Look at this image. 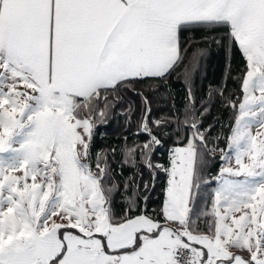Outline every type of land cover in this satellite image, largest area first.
<instances>
[{
    "label": "snow or ice",
    "instance_id": "1",
    "mask_svg": "<svg viewBox=\"0 0 264 264\" xmlns=\"http://www.w3.org/2000/svg\"><path fill=\"white\" fill-rule=\"evenodd\" d=\"M0 264H264V0H0Z\"/></svg>",
    "mask_w": 264,
    "mask_h": 264
},
{
    "label": "trees",
    "instance_id": "2",
    "mask_svg": "<svg viewBox=\"0 0 264 264\" xmlns=\"http://www.w3.org/2000/svg\"><path fill=\"white\" fill-rule=\"evenodd\" d=\"M218 72H219V69L215 66H209L208 68V76L209 78H212L214 75L216 76V78H218ZM103 130V129H102ZM114 143V141H112L111 139L107 140V141H104L102 143Z\"/></svg>",
    "mask_w": 264,
    "mask_h": 264
}]
</instances>
